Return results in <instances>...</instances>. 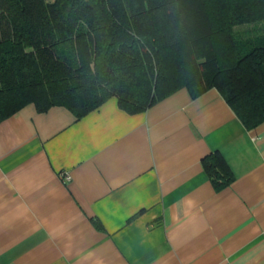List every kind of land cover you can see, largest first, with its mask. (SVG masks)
I'll list each match as a JSON object with an SVG mask.
<instances>
[{
    "label": "crops",
    "instance_id": "crops-1",
    "mask_svg": "<svg viewBox=\"0 0 264 264\" xmlns=\"http://www.w3.org/2000/svg\"><path fill=\"white\" fill-rule=\"evenodd\" d=\"M0 264H264V123L215 87L137 113L25 105L0 121Z\"/></svg>",
    "mask_w": 264,
    "mask_h": 264
},
{
    "label": "trees",
    "instance_id": "trees-1",
    "mask_svg": "<svg viewBox=\"0 0 264 264\" xmlns=\"http://www.w3.org/2000/svg\"><path fill=\"white\" fill-rule=\"evenodd\" d=\"M264 0H0V121L29 103L78 118L116 96L129 113L187 87L217 88L249 129L264 123ZM233 182L219 152L203 159Z\"/></svg>",
    "mask_w": 264,
    "mask_h": 264
},
{
    "label": "rangeland",
    "instance_id": "rangeland-1",
    "mask_svg": "<svg viewBox=\"0 0 264 264\" xmlns=\"http://www.w3.org/2000/svg\"><path fill=\"white\" fill-rule=\"evenodd\" d=\"M235 30L241 34L249 35L262 33L264 30V20L237 25Z\"/></svg>",
    "mask_w": 264,
    "mask_h": 264
},
{
    "label": "built area",
    "instance_id": "built-area-1",
    "mask_svg": "<svg viewBox=\"0 0 264 264\" xmlns=\"http://www.w3.org/2000/svg\"><path fill=\"white\" fill-rule=\"evenodd\" d=\"M62 176H63V179H64V180H69V179L71 178L70 174L67 173V172H63V173H62Z\"/></svg>",
    "mask_w": 264,
    "mask_h": 264
}]
</instances>
